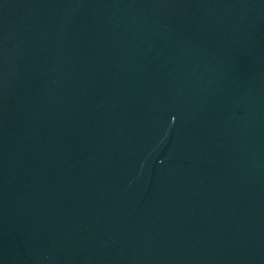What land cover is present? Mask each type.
I'll return each mask as SVG.
<instances>
[{
    "label": "water",
    "instance_id": "95a60500",
    "mask_svg": "<svg viewBox=\"0 0 264 264\" xmlns=\"http://www.w3.org/2000/svg\"><path fill=\"white\" fill-rule=\"evenodd\" d=\"M0 264H264V0H0Z\"/></svg>",
    "mask_w": 264,
    "mask_h": 264
}]
</instances>
